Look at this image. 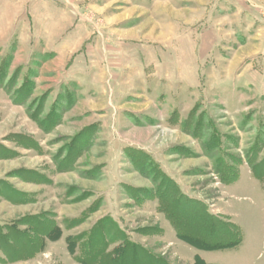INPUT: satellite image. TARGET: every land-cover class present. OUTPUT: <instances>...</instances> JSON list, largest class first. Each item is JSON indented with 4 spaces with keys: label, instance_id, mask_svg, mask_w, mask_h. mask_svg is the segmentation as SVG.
<instances>
[{
    "label": "rangeland",
    "instance_id": "rangeland-1",
    "mask_svg": "<svg viewBox=\"0 0 264 264\" xmlns=\"http://www.w3.org/2000/svg\"><path fill=\"white\" fill-rule=\"evenodd\" d=\"M197 257L264 264V0H0V264Z\"/></svg>",
    "mask_w": 264,
    "mask_h": 264
},
{
    "label": "trees",
    "instance_id": "trees-1",
    "mask_svg": "<svg viewBox=\"0 0 264 264\" xmlns=\"http://www.w3.org/2000/svg\"><path fill=\"white\" fill-rule=\"evenodd\" d=\"M196 237H197V236H196ZM182 239H183V238H182ZM183 240H185V239H183ZM196 240H198L200 243L202 242V240H201L199 237H197ZM186 241H187L188 243H190L191 245H193V242H192V241H189V240H186ZM202 243L207 244V246L205 245L204 248L201 247V248L204 249V250H215V249H220V248H221L220 246H216V244H217L216 242L213 243V244H211V243H208V242L203 241ZM232 245H233V243H232ZM193 246H194V245H193ZM199 247H200V246H199ZM223 247H228V245H227V246H223ZM195 264H211V263H207V262H205L202 258L197 257V260H196Z\"/></svg>",
    "mask_w": 264,
    "mask_h": 264
},
{
    "label": "crops",
    "instance_id": "crops-1",
    "mask_svg": "<svg viewBox=\"0 0 264 264\" xmlns=\"http://www.w3.org/2000/svg\"><path fill=\"white\" fill-rule=\"evenodd\" d=\"M212 264V263H211Z\"/></svg>",
    "mask_w": 264,
    "mask_h": 264
}]
</instances>
